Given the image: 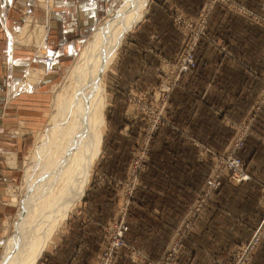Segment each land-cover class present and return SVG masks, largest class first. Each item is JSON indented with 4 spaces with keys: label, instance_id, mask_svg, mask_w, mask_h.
Segmentation results:
<instances>
[{
    "label": "rangeland",
    "instance_id": "374dc122",
    "mask_svg": "<svg viewBox=\"0 0 264 264\" xmlns=\"http://www.w3.org/2000/svg\"><path fill=\"white\" fill-rule=\"evenodd\" d=\"M59 1L32 0L30 6L19 9L21 31L19 29V31L8 33L7 43L0 53L3 74H9L11 73L13 52H26L30 63L28 62L26 67L20 71L15 87L20 92L27 86L28 90L38 88L39 91L45 93L44 98L42 96L35 98L39 104L36 105L39 114L36 115L38 122L20 130V133L28 131L29 134L18 156L14 176H8L3 171L6 166L13 164V159H7L0 152V187L3 190L2 201L4 203L3 211L0 212V252L1 245L13 232L18 211L21 209L20 201L26 192V182L23 176L29 164L34 142L38 134L44 130L50 117L53 116L54 107L51 105L53 96L62 84L67 83V78H64L67 67L73 62L93 30L111 13L120 0H100L99 7L92 15L88 14L84 18L79 17L77 21H68L70 34L76 36L78 42L73 44L66 56L56 57V61L61 62L60 64L56 63V71L44 74L43 66L50 65L54 61L53 53L50 54L49 51H54L57 47L56 44H48L46 36L54 15L59 12ZM74 1L77 2V0ZM150 3L151 0H148L142 19L124 36L119 50L104 73L103 86L106 101L101 146L98 156L91 165L84 195L67 214L68 217L52 236L51 242L48 243L36 264H45L44 261L50 259H52V263H59V252L56 248L67 229L69 218L75 215L78 206H80V215L75 221L92 222L94 227L87 229L79 227L77 229L73 224L68 232L98 233L99 248L78 254V262L77 256H75L76 249L69 244L68 250L64 251L66 257L64 260L68 261L67 264H115L122 258L120 256H123V253L129 260L141 264H171L174 258H179L185 237L188 233L193 232V224L198 215L202 213L209 202L214 201L216 195L222 191L223 185L226 184L224 187L231 188L233 185L247 183L248 181H238L242 174L249 176L250 180L246 150L243 146L250 134V127L254 119L264 107V67L263 65L251 66L247 57L251 55L253 61V57L257 59L262 54L260 49L264 46V3L261 2L254 6L246 0H203L195 13L169 12L173 28L168 29V34L172 35L170 33L172 30L175 32V44L177 43L176 47H173L175 51L172 49V54L166 55L160 48L156 49L155 42L158 41L160 31L163 30L162 23L157 22L160 26L154 27L156 33L150 29L151 32L142 37L143 39L148 38L149 41L148 44H144V50L153 53L152 58H147L149 60L145 61L148 65L138 61L136 55L123 51V59H121L123 67H121L118 61L122 57V46L124 49L126 40L133 35L143 18L146 17ZM27 19L30 26H27L26 31L22 32ZM38 25L45 26L44 47H40L37 41L42 32L37 29ZM247 26L255 28L248 29ZM37 30L39 31L37 32ZM252 37H255L254 40H258V45L257 43L247 44V40ZM14 39L16 41L20 39L19 43ZM256 45L259 49L257 51ZM200 48L207 53L198 59L197 51ZM149 65L150 67H148ZM27 68L38 70L41 75L35 81L28 83ZM194 71H205L207 74H212V78L206 80V82L208 81L207 89L214 79V85L227 87V85L231 86L234 78L244 86L252 80V85L257 90L248 109L246 108L245 114L240 116H236L237 113L234 114L236 121L224 112L223 107L212 106V109L221 116L224 129L230 130L229 137L219 142L216 150L210 147L211 144L208 142L197 141L191 137V133H205V129L198 122H195V125H189L190 128H188L182 124L170 123L166 117L172 91L176 87L186 84L187 80H185L184 74L189 76ZM4 78H6L4 87L9 91L14 83L10 77L4 76ZM243 94L244 91L240 96ZM224 96L226 98L224 103H226L231 94L224 93ZM163 127H168L170 133L176 135L177 141L168 143L170 148L163 143L158 145L159 154L152 158L151 152L157 138L155 135ZM259 132L260 129L253 136H257ZM185 148L189 152L195 153L198 160H204L207 175L197 189L193 190L191 203L177 223L173 231L174 234L163 252L157 258H151L126 240L125 235L130 230L128 214L138 197L137 189L142 183L140 176L147 171L149 164L153 161V166L162 169L171 167L179 170L192 158L187 159L184 156ZM174 153H179L180 157L176 158ZM259 161L262 162L263 158H260ZM258 170L261 179L264 180V170L261 168ZM179 180L182 181L181 178ZM213 180L217 184L215 188L210 185ZM257 203L262 212L256 226L241 243L230 245L226 249L225 257L220 264H243L245 260L241 257L240 247L256 236V233L263 234L257 247L264 241V184L259 189ZM97 215L98 218H96ZM121 226L126 227L124 235ZM72 227H74V232L70 231ZM76 230L78 231L76 232ZM181 233H184L183 237ZM176 236L177 238L181 236L179 243L182 245L174 257L169 249ZM48 253L51 254L49 256L51 258L46 256Z\"/></svg>",
    "mask_w": 264,
    "mask_h": 264
},
{
    "label": "crops",
    "instance_id": "0c3cea01",
    "mask_svg": "<svg viewBox=\"0 0 264 264\" xmlns=\"http://www.w3.org/2000/svg\"><path fill=\"white\" fill-rule=\"evenodd\" d=\"M31 1L0 0V53H2L7 43L6 37L8 33H13L20 29L18 10L30 6ZM246 1L254 6L261 2L264 3V0ZM202 3L203 0H151L146 17L144 16L145 18H143L133 35L126 40L124 49L122 46V57L118 61L119 65L123 67V60L121 59H123L124 53L136 55L138 61L141 62L148 61L149 59L147 58H152L153 53L144 50V46L149 42L148 38L143 39L142 37L151 32L150 29L155 32L154 27L160 26L157 22L162 23L161 28L163 30L160 31L161 34L157 38L158 41L155 42L156 49L160 48L163 54L166 55L172 54L173 50L175 51L173 47H176L177 43L175 44V32L172 30L170 31L172 35L168 34V29L173 28L168 13L172 11L195 13ZM99 4L100 0H77V2L74 0H60L58 2L59 12L56 11L57 14L54 15L51 21L52 25L49 27L50 29L46 36V42L48 44H56L57 47L54 51H49L50 54L51 52L53 53L54 61L50 65L43 66L44 74H49V71H56V63H61L56 61V57L66 56L73 44L78 42L76 36L70 34V23L68 21H77L79 17L84 18L88 14L92 15L99 7ZM162 15H165L164 20L160 19ZM246 28L255 27L247 26ZM254 39L255 37L248 39L247 44L251 43L253 45L257 43L258 40ZM257 45L256 51L259 50ZM214 51L217 54L216 50ZM260 52L262 54L258 57L259 59L253 57L252 61L251 55L247 57L251 62V66L263 65L264 67V46L260 49ZM206 53L200 48L197 51L198 59L204 57ZM11 58V73L3 74L0 65V152L7 159H13V164L6 166L5 170H3L8 176L15 175L18 156L22 150V145L26 143L28 138V131L20 133V130L25 128V126H32L38 122L36 115L39 114L36 105L39 104L35 98H38V96L44 98L45 96L44 91L42 93L38 88H30L28 90L26 86V89H22L20 92L15 87L20 71L29 62V56L26 52L16 51L13 52ZM145 65L148 64L145 62ZM4 76L10 77L14 83L9 91L4 87L6 82ZM184 76L187 82L172 91L169 101L170 107L167 109L166 117L170 123L182 124L188 128H190L189 125L192 126L195 125V122H198L205 129V133H191V137H194L197 141L205 143L210 141L212 144L221 142L224 140L222 136L224 125L221 116L212 109V106L219 105V107H223L225 109L224 112L236 121L234 114L237 113L236 116L244 115L254 94L257 93L255 86L252 85L253 81L250 80L248 85L244 86L233 78L231 86L227 85V87H224L221 85L219 87L214 85V79L207 89L206 83L208 81L206 82V80L212 78L211 73L205 74V71H194L193 74L189 76L184 74ZM242 91H244V94L240 96ZM224 93L231 94L229 101L226 103H224L226 99ZM180 109L185 113V118L182 121H176L173 119V112ZM4 110L5 113L3 112ZM164 128L168 127H163L160 131ZM259 129L258 135L253 136ZM159 134L160 132L158 131V134L155 135L157 139H159ZM164 138H168V136ZM210 147L215 148V150L217 148L214 144L210 145ZM244 149L247 155V169L250 174V180L247 183L233 185L231 188L224 187L226 184L223 185L222 191L216 195L214 201L209 202L202 213L198 215L193 224V232L188 233L185 237L181 254L179 258L174 260L173 264H220L225 257L226 249L230 245L241 243L256 226L262 212L257 203L259 189L264 184V180L261 179L258 170V168L264 170V107L253 121ZM188 154L190 155H188L187 159L192 157L193 160H189L179 170L171 167L162 169L158 166H151L140 176L142 183L137 189V200L128 214L130 230L125 237L128 242L137 246L151 258H157L163 252L174 234L173 231L177 223L191 203L193 190L197 189L207 175L204 160H198L195 153ZM178 156L176 155V158ZM260 158H263L262 162L259 161ZM2 200L3 190L0 187V212L3 211L4 205ZM79 209L80 206L77 207L75 215L69 218L67 229L61 236L60 243L56 248L59 252L58 258H60L58 264L68 263L67 260H64L66 259L64 251L68 250L69 244L76 249L75 256L83 251L85 253L99 248L98 233L68 232L73 224H75L77 229L79 227H85L86 229L94 227L92 222L86 223L82 221L80 223L81 221H75L77 216L80 215ZM96 218H98V215ZM73 230L74 227L70 231L74 232ZM136 231L142 233H134ZM240 231L242 232L240 233ZM254 252L252 260L248 264H264V241ZM50 255L49 253L46 254L47 257ZM120 257L122 258L115 264H141L129 260L124 253ZM78 258L79 256H77V261L79 262ZM44 263L56 264V262L52 263V259L45 260Z\"/></svg>",
    "mask_w": 264,
    "mask_h": 264
},
{
    "label": "bare ground",
    "instance_id": "6f19581e",
    "mask_svg": "<svg viewBox=\"0 0 264 264\" xmlns=\"http://www.w3.org/2000/svg\"><path fill=\"white\" fill-rule=\"evenodd\" d=\"M147 2L120 0L67 67V83L58 88L51 102L53 116L34 142L23 176L26 192L13 232L1 245L0 264H36L82 197L101 146L104 73L124 36L142 19ZM25 22L22 32L30 26L28 19ZM37 29L42 32L36 40L44 47L45 26L38 25ZM26 71L28 83L40 75L38 70Z\"/></svg>",
    "mask_w": 264,
    "mask_h": 264
},
{
    "label": "built area",
    "instance_id": "2783aa9c",
    "mask_svg": "<svg viewBox=\"0 0 264 264\" xmlns=\"http://www.w3.org/2000/svg\"><path fill=\"white\" fill-rule=\"evenodd\" d=\"M47 61V60H46ZM238 181H244V182H247L249 181V176L247 175H241L240 176V179H238ZM212 186V188H215L217 187V184H216V181L213 180L212 183L210 184ZM121 230L123 231V235H124V232L126 230V227H123L121 226ZM121 234V233H120ZM180 234V233H179ZM178 234V235H179ZM182 234V237L184 236V233H181ZM261 236H263L262 233H256V236H253L251 239H249L244 245H242L240 248L242 250L241 252V257L243 260H245V262H243V264H248L249 261L251 260V257H252V253L253 251L255 250V248L257 247L259 241L262 239ZM181 237V236H180ZM180 237L175 238L174 242L171 243L170 245V249L169 251L172 252V254L174 255V257L176 256V252L181 248V245L182 243H179V240H180ZM124 242H123V246H124ZM167 252H168V249H167ZM175 260V258H174ZM173 262H171V264H173Z\"/></svg>",
    "mask_w": 264,
    "mask_h": 264
},
{
    "label": "trees",
    "instance_id": "16d2710c",
    "mask_svg": "<svg viewBox=\"0 0 264 264\" xmlns=\"http://www.w3.org/2000/svg\"><path fill=\"white\" fill-rule=\"evenodd\" d=\"M160 19H161V20H164V19H165V15L160 16ZM205 74H207V73L205 72ZM197 82H198V81H197ZM184 118H185V113L182 112V109L173 112V119H174V120H176V121H182ZM251 127H252V126H251ZM251 127H250V131H251ZM159 132H160V134H159V139L156 138V140H155V142H154L155 144H154L153 149H152V152H151L152 158H154V156H155L156 154H159L158 152L160 151V149L158 148V145H160V144L163 143V145L166 144V145L169 147L168 143H171V142H175V141H177V139H176V135H174L173 133H170L169 128H164V129H162V130L159 131ZM229 132H230V131H229L228 129H224V133L222 134L224 140L226 139V137H227V138L229 137ZM249 135H250V134H248V137H247L246 142L248 141ZM165 136H168V138H164ZM218 137H219V135H218ZM207 142H208L209 144H211V145H213V144L216 145V146L218 145V143H213V144H212L210 141H207ZM246 142H245V144H246ZM245 144H244V146H245ZM244 146H243V148H244ZM217 147H218V146H217ZM169 148H170V147H169ZM188 153H191V152H189V151L186 150V148H185V150H184V156L187 155L186 158L188 157V155H190V154H188ZM174 154L180 156L179 153H174ZM190 161H192V158H191ZM153 165H154V162L152 161L151 164H149V167H151V166H153Z\"/></svg>",
    "mask_w": 264,
    "mask_h": 264
}]
</instances>
